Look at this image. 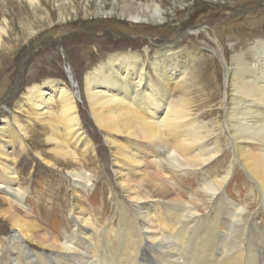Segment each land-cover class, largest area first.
Masks as SVG:
<instances>
[{
  "label": "bare ground",
  "instance_id": "bare-ground-1",
  "mask_svg": "<svg viewBox=\"0 0 264 264\" xmlns=\"http://www.w3.org/2000/svg\"><path fill=\"white\" fill-rule=\"evenodd\" d=\"M143 7L123 0L122 15L164 20L159 5ZM97 10L106 14L101 4ZM8 29L2 17L0 47ZM202 30L197 26L194 33ZM164 44L106 52L81 75L117 189L94 181L98 148L65 80L24 86L10 118L0 115V220L9 227L0 235V264H264V40L232 54L224 121L210 124L185 94L172 96L185 87L188 67L177 64L192 48ZM17 112L25 113L29 128L19 124ZM37 138L43 140L36 141L34 155L69 178L74 199L61 222L18 185L13 147L26 153ZM43 143L51 145L50 159ZM238 167L248 189L229 185ZM89 191L109 194L112 204L92 203Z\"/></svg>",
  "mask_w": 264,
  "mask_h": 264
},
{
  "label": "rangeland",
  "instance_id": "rangeland-1",
  "mask_svg": "<svg viewBox=\"0 0 264 264\" xmlns=\"http://www.w3.org/2000/svg\"><path fill=\"white\" fill-rule=\"evenodd\" d=\"M136 1L144 6L143 12H146L145 5H159L164 20L132 21L122 15L123 0H42L37 7L30 6L25 0H0V20L5 17L9 22V34L0 47V115L10 118L24 86L46 79L65 80L77 95L83 123L98 148L101 161L94 181L114 189L117 186L109 149L90 118L83 95L81 75L86 66L89 68L106 52L120 48L141 50L148 44L153 50L164 43L167 46L180 42V47L187 46L192 50L184 52L177 64L179 69L184 65L188 67L185 87L173 91L172 96L185 94L190 108L202 113L203 122L210 124L215 119L223 123L221 102L226 96L225 71L231 65V56L235 51L246 52L257 39L264 40V9L248 12L263 6L264 0ZM98 4L106 14L97 10ZM60 16L64 18L60 19ZM197 26L203 30L195 34ZM19 73L21 83L18 86ZM17 118L20 125L30 127L24 112H17ZM40 139L43 140L35 139L26 153L19 152L17 145L13 147L12 155L18 156V185L33 191L29 195L40 201L39 209L48 211L52 220L61 222L74 197L65 169L49 167L34 155V145ZM44 143L40 147L44 157L50 159L51 145ZM225 160L227 158L214 168L223 167ZM232 177L230 186L248 189L246 173L240 167ZM91 194L89 191L92 203L100 201L111 205L113 202L109 194L101 195L100 191ZM86 195L83 194L84 199ZM8 229L0 220V235Z\"/></svg>",
  "mask_w": 264,
  "mask_h": 264
},
{
  "label": "water",
  "instance_id": "water-1",
  "mask_svg": "<svg viewBox=\"0 0 264 264\" xmlns=\"http://www.w3.org/2000/svg\"><path fill=\"white\" fill-rule=\"evenodd\" d=\"M259 9H264V5L263 6H259V7H257V8H252V9H249L248 10V12H255L256 10H259ZM247 12V11H246ZM21 80V75H20V73H19V75H18V82ZM10 97V95H8L7 96V98H9Z\"/></svg>",
  "mask_w": 264,
  "mask_h": 264
},
{
  "label": "flooded vegetation",
  "instance_id": "flooded-vegetation-1",
  "mask_svg": "<svg viewBox=\"0 0 264 264\" xmlns=\"http://www.w3.org/2000/svg\"><path fill=\"white\" fill-rule=\"evenodd\" d=\"M181 34V33H180Z\"/></svg>",
  "mask_w": 264,
  "mask_h": 264
}]
</instances>
